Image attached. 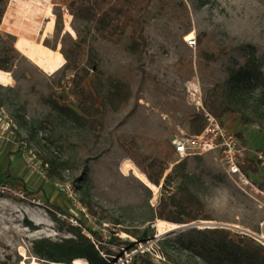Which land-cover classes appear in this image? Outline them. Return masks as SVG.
Returning a JSON list of instances; mask_svg holds the SVG:
<instances>
[{
  "label": "rangeland",
  "instance_id": "374dc122",
  "mask_svg": "<svg viewBox=\"0 0 264 264\" xmlns=\"http://www.w3.org/2000/svg\"><path fill=\"white\" fill-rule=\"evenodd\" d=\"M70 1L54 0L56 30L41 42L60 52L65 63L66 53L77 52L78 64L89 69L104 124L94 128L67 109L75 107L76 98L70 90L73 70L65 63L49 72L20 52L2 24L10 2L5 0L0 57L8 59L12 80H0V107L15 126L9 133L14 141L0 138V186L8 188L0 190V264H47L34 252L33 242L72 237L71 227L80 219L83 232L109 264H129L137 252L143 254L139 264H195L176 239L158 242L180 231L154 239L164 233L157 226L161 197L176 191L179 180L163 185L181 161L190 187L212 215L186 222V229L220 227L264 245V194L240 187L216 153L179 161L172 144L174 138L193 134L192 124L205 125L206 110L218 117L208 101L213 91L220 99V119L243 133L252 150H264V103L257 100L260 86L250 77L253 70L264 75V0H154L143 15L146 42L136 51L130 48V30L122 40L111 33L117 4L99 20L94 10L70 9ZM68 13L75 34L66 30ZM191 33L195 47L187 43ZM203 52L217 56L216 62L207 63ZM122 84L127 101L112 97ZM25 151L35 154L44 175L27 166ZM147 155L167 165L157 188L125 167L129 161L143 171L134 157ZM249 167L264 190V167L256 162ZM112 235L137 247L112 245Z\"/></svg>",
  "mask_w": 264,
  "mask_h": 264
},
{
  "label": "trees",
  "instance_id": "16d2710c",
  "mask_svg": "<svg viewBox=\"0 0 264 264\" xmlns=\"http://www.w3.org/2000/svg\"><path fill=\"white\" fill-rule=\"evenodd\" d=\"M154 0H71L68 7L77 8L81 13L94 10L99 14V20L106 19L110 14L111 4H117L112 24V34L117 40H122L127 30H130L132 51H136L146 39L144 35L145 21L144 13L149 9ZM5 0H0V23L4 16ZM59 20V19H58ZM58 23V21H57ZM111 25V21L107 22ZM109 27V26H108ZM74 54L66 53L67 62L63 67L73 70L71 78V93L76 98L74 108L67 109L79 120L88 123L94 128L102 127L104 115L98 95L94 90L92 82L89 80V69L78 64ZM207 63L216 62L217 56L203 52ZM8 59L0 57V69L8 71ZM250 77L254 78L260 86L257 100L264 103V75L260 70L250 72ZM126 85L116 86L112 92V97L122 101L128 100ZM55 94V93H54ZM53 104L58 105L57 99H51ZM210 108L217 116H222L223 112H218L220 99L216 92L208 94ZM64 106V105H61ZM198 120V116L192 119V123ZM222 123H226L220 119ZM204 125L199 127L192 124L194 133H199ZM241 136L243 133L238 131ZM175 153V149L173 147ZM136 163L147 173L150 181L156 185L161 184V180L167 169L165 161L158 156L134 157ZM11 176L8 171L6 172ZM188 174L185 172V162L181 161L176 165L174 175H167L163 188L171 178L179 180L176 191L164 193L158 206L159 219H164L177 224H184L188 221L210 220L212 215L207 203L190 187L187 181ZM23 183V181H22ZM84 222L80 219V225H73L71 228L74 236L66 237L61 241H54L49 238H39L33 242L34 252L47 264H72L76 258H85L89 264H109L108 258L103 256L96 247V241L83 232ZM86 228V227H85ZM90 232L95 235L97 241L102 240V236L96 231ZM141 241H145V236L133 232ZM176 239V240H175ZM175 240L180 246L190 252V258L195 264H264V245L257 243L247 236L232 234L230 230L216 227L199 229L196 227L184 229L173 237H164L158 240L160 243H168ZM110 244L123 246L129 249L137 247L136 243L130 240L112 235L108 240ZM143 254L137 252L129 264H139ZM127 264V263H124Z\"/></svg>",
  "mask_w": 264,
  "mask_h": 264
},
{
  "label": "built area",
  "instance_id": "2783aa9c",
  "mask_svg": "<svg viewBox=\"0 0 264 264\" xmlns=\"http://www.w3.org/2000/svg\"><path fill=\"white\" fill-rule=\"evenodd\" d=\"M187 43L190 47H195L197 41L195 38L187 37ZM200 106L204 107L202 100H200ZM205 117V125L199 133L188 134L172 140L177 159L181 161L194 155L216 153L226 172L236 180L240 187L256 194H264V190L256 182L249 167L252 162L264 167V150H252L237 131L227 123H222L210 111L206 110ZM14 126L13 118L3 107H0V138L10 140L9 133ZM25 158L27 166L33 173L44 175V171L32 151H25ZM7 189V187L0 186L2 191Z\"/></svg>",
  "mask_w": 264,
  "mask_h": 264
},
{
  "label": "crops",
  "instance_id": "0c3cea01",
  "mask_svg": "<svg viewBox=\"0 0 264 264\" xmlns=\"http://www.w3.org/2000/svg\"><path fill=\"white\" fill-rule=\"evenodd\" d=\"M54 0H10L3 26L15 37V44L22 54L41 67L38 60L41 46L44 52L53 50L45 46L41 40L50 37L56 30L57 15ZM43 69V68H42ZM14 140H6L12 142Z\"/></svg>",
  "mask_w": 264,
  "mask_h": 264
},
{
  "label": "bare ground",
  "instance_id": "6f19581e",
  "mask_svg": "<svg viewBox=\"0 0 264 264\" xmlns=\"http://www.w3.org/2000/svg\"><path fill=\"white\" fill-rule=\"evenodd\" d=\"M71 20H72V15L68 13L66 15V20H65L66 30L75 34L76 31L72 26ZM192 36H194V33H191L188 36V38ZM37 49L39 51L38 60L40 61L41 66L44 70L49 72H55L64 65L65 58L62 56L60 52L52 51V50H48V52H44L41 46H39V48ZM0 80L10 82L12 78L10 77V74L7 71L0 69ZM125 167L128 171H132L138 178H140L146 184L150 185L151 187L157 188V186L148 179L147 175L143 171H141L136 165L132 164V162L129 161L125 162ZM157 226L161 232H167L176 228L178 224L164 219H158ZM22 264H27V263L23 262ZM30 264H39V263L33 261ZM74 264H89V263L85 258H76L74 259Z\"/></svg>",
  "mask_w": 264,
  "mask_h": 264
},
{
  "label": "water",
  "instance_id": "95a60500",
  "mask_svg": "<svg viewBox=\"0 0 264 264\" xmlns=\"http://www.w3.org/2000/svg\"><path fill=\"white\" fill-rule=\"evenodd\" d=\"M188 226L189 225L186 224V223H184V224H178V226L176 228H174V229H172L170 231L164 232V233H160L159 235H156L154 237V239H157V238H159V237H161V236H163V235H165L166 233H169V232L182 231V230L186 229ZM72 264H74V261L72 262Z\"/></svg>",
  "mask_w": 264,
  "mask_h": 264
}]
</instances>
